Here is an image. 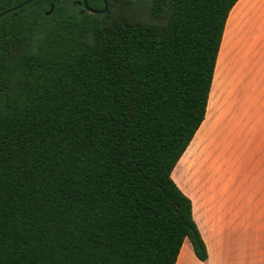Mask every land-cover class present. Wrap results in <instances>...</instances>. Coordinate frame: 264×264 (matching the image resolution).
<instances>
[{"label": "trees", "instance_id": "obj_1", "mask_svg": "<svg viewBox=\"0 0 264 264\" xmlns=\"http://www.w3.org/2000/svg\"><path fill=\"white\" fill-rule=\"evenodd\" d=\"M139 1L0 0V264L206 258L170 173L236 0Z\"/></svg>", "mask_w": 264, "mask_h": 264}, {"label": "crops", "instance_id": "obj_2", "mask_svg": "<svg viewBox=\"0 0 264 264\" xmlns=\"http://www.w3.org/2000/svg\"><path fill=\"white\" fill-rule=\"evenodd\" d=\"M241 13H244L250 28L249 34L252 36L248 41L250 50L244 52L245 58H249L252 47L256 52L254 44H257L258 40L264 45V0H236L224 23L222 41L220 40L222 51L219 49L220 55L218 53L206 117L204 123H201V137L192 145L187 159L180 163L179 179H173L172 172L183 159L186 149L170 173L171 179L191 201L192 218L205 244L207 255L204 260H198L190 243L186 244L188 239L185 238L174 264H264L262 128L260 125L255 128L250 122L244 134L236 133L243 141L239 140L237 144L228 147H221V144L217 146L219 148L215 149L216 151L203 148L213 135L212 124L219 116L221 93L236 75L233 73L234 59L231 56V44H235L231 40V22ZM245 124L248 125L247 121ZM227 152L233 155L231 161L228 159L231 153ZM196 153L194 171L189 175Z\"/></svg>", "mask_w": 264, "mask_h": 264}, {"label": "rangeland", "instance_id": "obj_3", "mask_svg": "<svg viewBox=\"0 0 264 264\" xmlns=\"http://www.w3.org/2000/svg\"><path fill=\"white\" fill-rule=\"evenodd\" d=\"M148 9L149 0H141L134 6L133 13L135 15L148 17ZM231 23V40L235 43L234 45L231 44V56L234 59L233 73L236 75L233 76V79L221 93L219 116L217 117V121H214L212 124L213 130L211 135H213L206 141L207 143H205L203 147L205 150L210 151L219 148L217 146L221 144V147L223 145L228 147L232 146L234 143L237 144L243 141L241 140V136L236 135V133L244 134V130H246L250 122L256 126L255 128L260 125L264 132V45L258 40L257 44H254L256 52L252 47L254 51L251 50L249 58L246 59L244 52L248 51L250 48V46H248V41L252 39V36L249 34L250 28L248 26L249 24L246 22L244 13H241V15L239 14ZM220 51H222V48ZM245 121H247L248 125L245 124ZM202 124L187 146L183 159L177 163L173 170V179H179V165L184 159H187V154L192 145H195L201 137ZM214 145H216V147H214ZM229 153L231 152H227V154ZM196 155L197 153L193 158V167L189 175L194 171ZM232 156V153L231 155L229 154V161L232 160ZM185 242L187 245L189 244V241ZM184 252L183 249L182 254H184Z\"/></svg>", "mask_w": 264, "mask_h": 264}, {"label": "water", "instance_id": "obj_4", "mask_svg": "<svg viewBox=\"0 0 264 264\" xmlns=\"http://www.w3.org/2000/svg\"><path fill=\"white\" fill-rule=\"evenodd\" d=\"M80 3H81V5H82V7H83L87 12H89V13H103V12L105 11V9H106V2H105V0H102V8L99 9V10H94V9H91V8L87 7L86 4H85V0H80ZM21 5H22V4H19L17 7H20ZM12 9H13V8H12ZM6 11H9V10H6ZM3 13H4V12H1L0 15L3 14Z\"/></svg>", "mask_w": 264, "mask_h": 264}, {"label": "bare ground", "instance_id": "obj_5", "mask_svg": "<svg viewBox=\"0 0 264 264\" xmlns=\"http://www.w3.org/2000/svg\"><path fill=\"white\" fill-rule=\"evenodd\" d=\"M221 59V58H220ZM221 61V60H220ZM221 64V63H220ZM224 68V67H223ZM220 71V69H218V72Z\"/></svg>", "mask_w": 264, "mask_h": 264}]
</instances>
